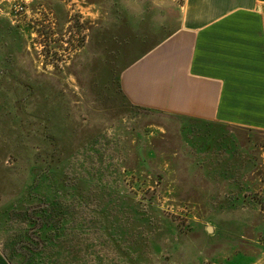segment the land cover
Instances as JSON below:
<instances>
[{
  "label": "rangeland",
  "instance_id": "obj_1",
  "mask_svg": "<svg viewBox=\"0 0 264 264\" xmlns=\"http://www.w3.org/2000/svg\"><path fill=\"white\" fill-rule=\"evenodd\" d=\"M182 2L0 0L12 264H264V132L131 106L118 85L127 40L91 30L130 8L151 19L137 43L157 39Z\"/></svg>",
  "mask_w": 264,
  "mask_h": 264
},
{
  "label": "crops",
  "instance_id": "obj_2",
  "mask_svg": "<svg viewBox=\"0 0 264 264\" xmlns=\"http://www.w3.org/2000/svg\"><path fill=\"white\" fill-rule=\"evenodd\" d=\"M150 20L129 8L91 28L97 42L109 29L127 40L118 85L131 106L264 132V0H183L159 38L137 43ZM0 264H12L1 249Z\"/></svg>",
  "mask_w": 264,
  "mask_h": 264
},
{
  "label": "trees",
  "instance_id": "obj_3",
  "mask_svg": "<svg viewBox=\"0 0 264 264\" xmlns=\"http://www.w3.org/2000/svg\"><path fill=\"white\" fill-rule=\"evenodd\" d=\"M135 108H137V109H142V108H140V107H135Z\"/></svg>",
  "mask_w": 264,
  "mask_h": 264
}]
</instances>
